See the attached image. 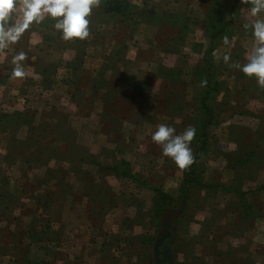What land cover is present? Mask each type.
<instances>
[{
    "label": "rangeland",
    "instance_id": "374dc122",
    "mask_svg": "<svg viewBox=\"0 0 264 264\" xmlns=\"http://www.w3.org/2000/svg\"><path fill=\"white\" fill-rule=\"evenodd\" d=\"M101 1L83 40L43 10L25 26L28 0L0 20V264H264V86L235 67L264 12ZM196 116L181 169L151 135Z\"/></svg>",
    "mask_w": 264,
    "mask_h": 264
},
{
    "label": "clouds",
    "instance_id": "9594fccd",
    "mask_svg": "<svg viewBox=\"0 0 264 264\" xmlns=\"http://www.w3.org/2000/svg\"><path fill=\"white\" fill-rule=\"evenodd\" d=\"M99 0H28L26 3L25 26L41 13V10L57 19L55 28L60 31L63 39L83 40L89 36V15L93 6H98ZM12 7L11 0H0V20H3ZM264 12V0H253L251 14L258 16ZM256 47L249 55L247 62L236 64L243 74L255 77L257 83L264 86V18L254 20L250 25ZM5 37L11 36V32H0ZM14 38V37H13ZM227 43V38H225ZM21 53L18 59H23ZM225 59H228L225 57ZM15 76H22V69L18 66L14 70ZM196 135V129L188 126L181 133L167 125L160 124L152 133L151 139L160 146L162 154L170 158L179 168L185 169L194 162V156L190 144Z\"/></svg>",
    "mask_w": 264,
    "mask_h": 264
},
{
    "label": "trees",
    "instance_id": "16d2710c",
    "mask_svg": "<svg viewBox=\"0 0 264 264\" xmlns=\"http://www.w3.org/2000/svg\"><path fill=\"white\" fill-rule=\"evenodd\" d=\"M127 2V1H126ZM238 2V0H230V5L228 6L229 8H233V6H235V4ZM115 1L113 0H109V1H101L100 6L105 8V11L107 10H111V12H115V15H119V13H122V9H121V5L124 6L126 5L125 1L122 2V4H120V2L118 1L116 4H114ZM128 14V13H127ZM126 14V15H127ZM124 15V16H126ZM204 84H206V81L204 82ZM215 84V83H214ZM211 87V85H210ZM200 107H201V115L202 113L205 116H210L211 118V109L210 107L206 104L205 100L203 99V97L200 100ZM203 116V115H202ZM205 118V117H204ZM194 122H197V126H198V133H196V137L198 136V138H195L198 140L199 143H202V146H205L206 141L203 139L204 133H205V127L208 124L207 118L203 119L201 116H196L194 118ZM202 146L200 147V149L198 150L199 152L202 150ZM80 149V145L77 146ZM204 150V148H203ZM95 161V160H94ZM97 162V161H96ZM98 163V162H97ZM99 166H101V163H98ZM117 170L120 169V167L116 168ZM119 172V171H118ZM126 172V174L128 173V171H123ZM186 198V197H185ZM184 198V199H185ZM184 202V201H183ZM181 209V206L179 207Z\"/></svg>",
    "mask_w": 264,
    "mask_h": 264
},
{
    "label": "water",
    "instance_id": "95a60500",
    "mask_svg": "<svg viewBox=\"0 0 264 264\" xmlns=\"http://www.w3.org/2000/svg\"><path fill=\"white\" fill-rule=\"evenodd\" d=\"M157 264H171V256L166 249L159 250L156 253Z\"/></svg>",
    "mask_w": 264,
    "mask_h": 264
}]
</instances>
